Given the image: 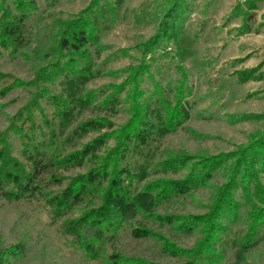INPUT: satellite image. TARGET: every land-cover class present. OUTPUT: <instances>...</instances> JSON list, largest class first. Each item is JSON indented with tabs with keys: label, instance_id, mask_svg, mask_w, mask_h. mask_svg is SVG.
Segmentation results:
<instances>
[{
	"label": "trees",
	"instance_id": "16d2710c",
	"mask_svg": "<svg viewBox=\"0 0 264 264\" xmlns=\"http://www.w3.org/2000/svg\"><path fill=\"white\" fill-rule=\"evenodd\" d=\"M8 1L1 0L0 5V52L18 55L30 45L27 24L37 6L34 0H14L10 5ZM124 2L93 0L76 20L63 24L51 52L54 59L29 84L37 90L34 100L0 133V200L44 204L54 222L64 220L88 203L89 209L77 219L66 221L63 228L78 248L106 264H148L105 251L106 244L115 240L139 215L160 226H171L177 232L198 231L203 235L191 250L177 249L157 238L168 254L184 259L181 264H223L229 253L233 255V264H244L252 250L264 246V187L260 179L264 174V128L257 135H250L246 145L236 147L231 153L206 158L170 156L153 165L150 146L189 119L186 99L192 90L186 86L182 73V81H177L174 88L167 85V92L151 76L152 91L142 90V78L150 71L145 60L162 41L168 40L189 7L186 0H168L156 33L142 44L140 65L125 70L128 74L125 81L108 87L112 91L107 95L105 90L86 91V86L102 74L91 49H95L97 57L104 51L100 46L101 35L108 24H113ZM245 4L252 10L250 3ZM240 11L241 5H237L231 16ZM250 19L248 16L238 29L239 35L250 33L247 25ZM263 66L264 61L255 68L236 71L237 82H258L264 75ZM22 86V82L12 79L10 85L0 87V99ZM124 93L123 102L129 105L130 120L122 128L86 145L79 142L105 126L104 119L89 120L68 133L77 113L95 108L115 111ZM229 119L232 124L264 123V114ZM107 125L112 127L111 123ZM111 140L114 147L100 153ZM85 166H88L86 172L69 179L64 190L52 192L64 182L61 170ZM219 170L227 172L226 181L216 188L207 213L185 217L156 214L162 204L207 186ZM181 171H186L181 179L146 181L151 174ZM241 220L245 230L235 231L234 225ZM132 235L157 237L142 227L135 228ZM23 250L19 245L0 252V264H10Z\"/></svg>",
	"mask_w": 264,
	"mask_h": 264
},
{
	"label": "rangeland",
	"instance_id": "374dc122",
	"mask_svg": "<svg viewBox=\"0 0 264 264\" xmlns=\"http://www.w3.org/2000/svg\"><path fill=\"white\" fill-rule=\"evenodd\" d=\"M13 1L9 0L8 4ZM34 1L37 8L27 24L29 47L18 55L0 52L1 89L10 85L12 79L23 83L22 87L0 99V133L5 132L11 119L34 100L37 90L29 84L35 80L38 71L54 59L51 52L63 24L76 20L93 0ZM167 1L125 0L113 24H108L107 30L101 35L100 46L104 51L97 57L95 49H91L102 74L86 86V91L105 90L107 95L112 91L108 87L121 85L125 81L128 76L124 73L125 70L140 65L143 59L142 44L156 33ZM186 1L189 12L172 30L168 40L162 41L145 60L150 71L142 78V90L148 93L152 91V77L167 92V85L174 88L177 81H182L181 73L185 77L186 86L192 90L191 96L186 99L189 103V119L175 132L150 146L153 165L170 156L206 158L231 153L236 147L246 145L250 135H257L264 128L261 121L229 122L230 117L237 115H248L251 118L264 114V75L258 82L246 84H239L235 75L236 71L255 68L264 61V36L253 34L240 38L243 35L231 28V24L239 23V20H228L230 15L227 12L231 7L228 0ZM255 21L258 23L257 19ZM261 73H264V66ZM125 97L126 93L122 94V102L115 111L95 108L77 113L68 133L89 120L104 119L105 126L87 134L79 142L80 145H86L122 128L130 120L129 105L123 102ZM102 99L97 100V103ZM52 110L48 109L50 114ZM107 123H111L112 127ZM114 145L113 140L109 141L100 153H105ZM81 147L78 146V149ZM87 168L88 166L61 170L64 182L53 188L52 192L64 190L69 179L84 174ZM185 173L186 171L151 174L146 181L177 180ZM226 175V171L219 170L207 186L162 204L157 208L156 214L180 217L204 215L211 205L216 188L225 183ZM260 179L264 187V174ZM95 204L98 202L95 201ZM85 209H89L88 203L78 207L64 220L54 222L51 211L44 204L0 200V252L19 245L24 247L22 255L13 259L10 264H106L103 260L90 257L65 234L64 223L77 219ZM140 227L151 230L157 237H133V230ZM234 230H245L242 220L234 225ZM157 238L177 249L191 250L203 235L198 231L192 234L177 232L171 226H160L139 215L115 240L106 244L105 251L107 254L116 253L125 259L148 264L184 262L183 258L168 254L163 242ZM233 262V255L229 253L223 264ZM244 264H264V246L252 250L246 256Z\"/></svg>",
	"mask_w": 264,
	"mask_h": 264
},
{
	"label": "crops",
	"instance_id": "0c3cea01",
	"mask_svg": "<svg viewBox=\"0 0 264 264\" xmlns=\"http://www.w3.org/2000/svg\"><path fill=\"white\" fill-rule=\"evenodd\" d=\"M231 4V7L228 10V20L231 21H237L239 20V23H233L231 24V28H235L238 30L245 19L248 18V16L251 17V19L247 22L248 28L250 29V33L244 34L242 37H249L253 34H256L258 36L263 35L264 36V0H228ZM250 3V7H252V10H248L249 7L246 6L245 3ZM237 5H241V11L236 13V15L231 16V13L233 12L234 8ZM258 20V23H255V20ZM234 29V30H235Z\"/></svg>",
	"mask_w": 264,
	"mask_h": 264
}]
</instances>
